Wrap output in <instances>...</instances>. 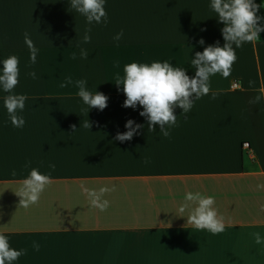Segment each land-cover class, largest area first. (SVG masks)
<instances>
[{
	"label": "crops",
	"instance_id": "obj_1",
	"mask_svg": "<svg viewBox=\"0 0 264 264\" xmlns=\"http://www.w3.org/2000/svg\"><path fill=\"white\" fill-rule=\"evenodd\" d=\"M210 3L105 0L108 23L91 25V42L81 45L89 55L81 59L76 44L86 18L70 0H0V69L4 59L18 56L14 92L28 97L18 113L25 125L16 128L0 89V232L13 248L27 249L14 264H264V243L252 236L264 237V187H258L264 185V32L236 49L231 74L212 76L211 92L189 113L175 110L177 124L167 138L158 125L148 130L142 107H123V86L115 84V74L123 76L132 62L167 60L194 77L195 53L224 44L223 24ZM258 15L264 17V7ZM121 30L117 46L113 37ZM25 31L39 49L35 64ZM68 76L105 94L107 107L87 114L78 89L60 87ZM233 80L239 88H230ZM257 95L261 100L250 103ZM87 119L90 129L82 126ZM130 119L143 128L130 141L116 140ZM32 168L51 172L52 183L25 208L16 192ZM82 186L114 188L103 197L109 207H93ZM187 192L215 198L224 232L213 235L187 223L190 209L179 211Z\"/></svg>",
	"mask_w": 264,
	"mask_h": 264
},
{
	"label": "clouds",
	"instance_id": "obj_2",
	"mask_svg": "<svg viewBox=\"0 0 264 264\" xmlns=\"http://www.w3.org/2000/svg\"><path fill=\"white\" fill-rule=\"evenodd\" d=\"M264 4H257L255 0H211L210 8L217 14L218 22L223 24L221 33L224 44L221 47L217 41L214 45L204 47L202 52H196L195 58L190 63L195 68L194 77H190L185 68L173 66L169 61H153L149 63L132 62L124 65L121 76L119 72L115 74V84L122 90L126 99L123 107L135 109L138 105L143 111L139 114L145 117L148 122V130L155 131L156 126L160 128L161 134L167 138L170 136L169 129L176 126L177 115L175 110L182 109V114L191 111L196 100L209 95L211 92L210 78L216 74L227 78L232 71V67L237 60L236 49L245 43L260 40V33L264 32V17L258 15L260 8ZM70 8L86 18V27L82 39L77 41L76 47L80 48V58L87 59L89 52L81 47L82 44L91 42V32L93 24H107L108 13L105 9V0H70ZM206 29H202L204 31ZM123 30L117 33L113 40L117 42L123 38ZM24 40L30 51V63L35 64L39 49L35 47L27 31L24 33ZM199 44L204 45L201 38ZM72 59L77 58L75 52ZM19 58L10 55L2 61L3 68L0 69V89L7 95L3 98L4 107L7 110L9 119L13 127L22 128L25 119L18 113L25 109V102L28 97L24 94H16L14 89L19 83L20 69ZM113 67L119 69L120 62L114 61ZM33 79H36L34 71L29 72ZM255 81L250 80L249 86H254ZM74 85L77 95L83 103L88 106L85 111L91 108L103 111L107 107L108 97L102 92L90 91L87 87V80L78 79L73 81L71 76L65 78L60 84L61 88ZM264 95V89H261ZM216 92H212V99H216ZM261 95H257L250 103H258ZM90 129L91 124L87 120L82 125ZM127 129L124 133H117L115 139L120 142L130 141L134 135L139 133L143 125L136 124L133 120H128L125 124ZM75 131V126H73ZM148 161L146 160L145 163ZM31 162H27L25 167H29ZM55 164H49V168L54 171ZM15 176L17 173L12 170ZM52 183L51 172L44 174L37 168H32L29 175L23 179L16 195L20 197L21 207H29L39 201L41 194L47 186ZM264 187V185H258ZM83 192L87 195L91 205L105 211L109 207V201L103 199L105 193L114 191L108 187H101L98 191L82 186ZM185 203L179 208L181 213L190 209L187 223L195 226L198 230H207L213 235L224 232L226 228L225 218L218 213L215 207V198L205 196L200 192H187ZM256 244L264 243V237L259 232L252 233ZM34 251L40 250V244L32 242ZM27 254V249H15L11 246L8 235L0 232V264H14L21 256Z\"/></svg>",
	"mask_w": 264,
	"mask_h": 264
},
{
	"label": "built area",
	"instance_id": "obj_3",
	"mask_svg": "<svg viewBox=\"0 0 264 264\" xmlns=\"http://www.w3.org/2000/svg\"><path fill=\"white\" fill-rule=\"evenodd\" d=\"M239 87H240V84H239L238 81H236V80L231 81V83H230V88L231 89H237ZM241 148L247 149L248 148V143L246 141H242L241 142Z\"/></svg>",
	"mask_w": 264,
	"mask_h": 264
}]
</instances>
